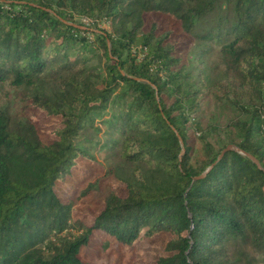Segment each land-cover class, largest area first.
I'll list each match as a JSON object with an SVG mask.
<instances>
[{"label": "trees", "instance_id": "obj_1", "mask_svg": "<svg viewBox=\"0 0 264 264\" xmlns=\"http://www.w3.org/2000/svg\"><path fill=\"white\" fill-rule=\"evenodd\" d=\"M150 12L188 35V59L144 29ZM208 91L234 114L195 161ZM36 112L59 117L50 140ZM98 152L126 195L86 221L55 187ZM99 231L169 233L156 264H264V0H0V264H90Z\"/></svg>", "mask_w": 264, "mask_h": 264}, {"label": "rangeland", "instance_id": "obj_2", "mask_svg": "<svg viewBox=\"0 0 264 264\" xmlns=\"http://www.w3.org/2000/svg\"><path fill=\"white\" fill-rule=\"evenodd\" d=\"M78 20L91 24L87 17L79 18ZM156 24L155 33L157 36L164 37L165 42H170L175 47L177 56H182L184 60L189 57V48L191 42L188 35H186L175 19L171 16L163 15L158 12H150L145 15V30L151 28L152 24ZM100 25L111 29L109 23L99 22ZM92 26V25H91ZM139 46L134 48L138 59H142L146 49ZM18 90L10 92L9 97L5 100L6 105L15 110L19 108L20 98L16 94ZM219 95V96H218ZM31 110V109H30ZM35 113V110L33 111ZM37 113V112H36ZM39 118L40 134L45 140H50L54 136L55 128L60 119L59 117L48 115L46 112L37 113ZM234 114V111L222 100L220 94H212L209 91L203 92L200 96V104L196 111L190 112L192 121L200 122L202 131H197L193 134L192 143L196 145V154L194 160L203 158V148L205 140L212 143L220 144V139H224L223 135H219V131H211L208 134L206 129L213 123H225L229 117ZM193 126L195 124L193 123ZM192 130V129H191ZM207 133V134H206ZM207 135V136H206ZM204 136H206L204 138ZM105 152L96 153L95 159H85L78 157L76 159L77 168L73 169L70 176L65 180L60 181L56 185L57 193L64 200L72 198L73 214L75 217L91 221L103 209L104 197L110 190H115L118 194L125 196L126 191L124 183L116 178L114 175L108 174L110 162L106 160ZM85 177V180H82ZM94 182V189L84 196H79L80 190L86 182ZM74 188L70 190V186ZM169 239V233L161 232L149 238H143L136 241L132 245L123 244L105 235L103 232H97L90 243L82 248L81 257L90 264H156L159 256L165 253V245ZM108 243V246H104Z\"/></svg>", "mask_w": 264, "mask_h": 264}]
</instances>
